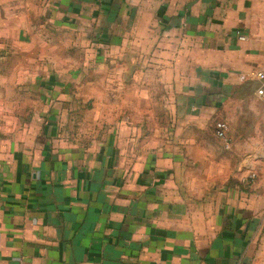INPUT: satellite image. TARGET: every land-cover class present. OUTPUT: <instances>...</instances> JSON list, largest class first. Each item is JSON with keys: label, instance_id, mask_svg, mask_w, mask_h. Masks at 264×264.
<instances>
[{"label": "crops", "instance_id": "crops-1", "mask_svg": "<svg viewBox=\"0 0 264 264\" xmlns=\"http://www.w3.org/2000/svg\"><path fill=\"white\" fill-rule=\"evenodd\" d=\"M263 65L264 0H0V264H264Z\"/></svg>", "mask_w": 264, "mask_h": 264}, {"label": "built area", "instance_id": "built-area-1", "mask_svg": "<svg viewBox=\"0 0 264 264\" xmlns=\"http://www.w3.org/2000/svg\"><path fill=\"white\" fill-rule=\"evenodd\" d=\"M246 79H252L257 83L256 96L258 100L264 103V65L258 70L252 72ZM216 136L219 140L226 139V126L223 123L216 124Z\"/></svg>", "mask_w": 264, "mask_h": 264}, {"label": "rangeland", "instance_id": "rangeland-1", "mask_svg": "<svg viewBox=\"0 0 264 264\" xmlns=\"http://www.w3.org/2000/svg\"><path fill=\"white\" fill-rule=\"evenodd\" d=\"M59 52H60L59 50H54L52 56H55L54 58L57 59L58 56H56V55H57ZM87 116H88V117H87ZM87 116H86L87 119L90 118L89 114H87ZM245 116H246V117H243L242 120H241V122H243L244 120H246V123H247L248 127H247V128L243 127L242 129H238V128L235 129L236 133H239L240 135H242V137H248L249 134H250L251 132H253V133L256 132V129H254V128H253V129L250 128V127L252 126V124L250 123L251 120H252V119H251V116H252V115L250 116V115L248 114V115H245ZM84 119H85V118H84ZM257 133H259L260 136L264 133V125L260 124Z\"/></svg>", "mask_w": 264, "mask_h": 264}]
</instances>
